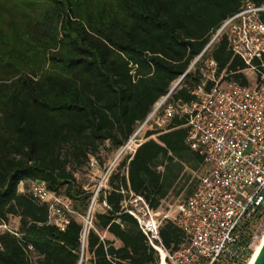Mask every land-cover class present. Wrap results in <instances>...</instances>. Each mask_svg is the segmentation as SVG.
<instances>
[{"label":"trees","instance_id":"16d2710c","mask_svg":"<svg viewBox=\"0 0 264 264\" xmlns=\"http://www.w3.org/2000/svg\"><path fill=\"white\" fill-rule=\"evenodd\" d=\"M244 1L0 0V225L22 234L0 229V264L79 263L84 230L79 215L88 213L94 194L78 183L69 165L89 162L108 142V150L121 149ZM208 50L219 72L228 74L225 79L249 83L227 35ZM201 82L197 61L169 100L192 101ZM166 125L145 132L96 197L110 209L93 213L94 228L112 233L122 246L116 249L108 240L110 253L130 257L132 264H149L155 257L137 221L118 214L121 190L142 193L157 208L182 179L184 165L197 170L203 160L186 144L184 119ZM36 179L77 212L64 231L46 224L48 204L30 196L29 183ZM13 218L19 219L17 228L11 227ZM161 234L173 249L184 242L183 231L171 221ZM87 244L92 264H109L93 228Z\"/></svg>","mask_w":264,"mask_h":264},{"label":"built area","instance_id":"2783aa9c","mask_svg":"<svg viewBox=\"0 0 264 264\" xmlns=\"http://www.w3.org/2000/svg\"><path fill=\"white\" fill-rule=\"evenodd\" d=\"M263 13L264 5L245 0L235 14L223 21L192 62L189 70L200 62L202 80L192 91L195 99L171 101L169 91L140 124L149 126L154 122L163 129L175 117L184 119L188 127L186 144L203 157L202 174L195 191L176 205L166 209L153 208L142 193L121 190L124 200L118 214H129L137 221L155 257L149 264L246 263L249 260L247 253L254 249L260 225L264 222ZM222 33L228 36L229 49L234 56H239L246 65L243 72L248 84L225 79L228 74L224 70L219 72L217 61L208 54L209 47ZM138 132L123 145L118 158L135 152L142 142L136 140ZM97 164L98 160L94 158L91 165ZM111 169L112 164L104 180H108ZM158 169L164 170L162 165ZM28 190L33 200L48 204L47 225H55L64 231L72 217L78 215L70 201L50 190L44 180L30 181ZM99 191L93 196L94 203ZM104 205L110 209L106 202ZM91 211L85 216L79 215L83 217L84 230L78 264H92L87 244L90 228L95 229L104 244L109 264H132L130 257L110 253L112 243L107 242L108 230L94 228ZM116 221L121 223L119 217ZM167 221L173 222L184 233V242L177 249L168 247L163 241L161 229ZM0 229L22 237L6 224H1ZM113 245L116 249L121 247ZM27 246L33 250V245Z\"/></svg>","mask_w":264,"mask_h":264},{"label":"rangeland","instance_id":"374dc122","mask_svg":"<svg viewBox=\"0 0 264 264\" xmlns=\"http://www.w3.org/2000/svg\"><path fill=\"white\" fill-rule=\"evenodd\" d=\"M153 109H154V107H153ZM155 126L156 125L154 124V122H152V124L149 126H142L141 125L137 129V130H139V132L136 135L137 142L144 141L143 139H144L145 132L149 129L154 128ZM108 147H109V142L106 144V146H104L102 148L101 152L98 155L92 157L91 160L87 163H82V164L78 165L77 163L73 162L69 165V169L71 171H73L74 175L77 178L78 183L83 185L85 187V189L91 190L94 195L97 191L101 190L102 188L108 187L106 185L107 180H104V176L106 175V173L109 169V166L111 164H112V169H114L119 162L120 157L118 158V156H119L118 154L122 148L119 150L110 151V150H108ZM128 153H130V152H128ZM125 154H123V156H121V159L124 157ZM94 158L98 160V164L95 165V167H93L91 165V161ZM190 174H191V178H190L191 181L190 182H191L192 187L194 188L197 186V183H198L197 181H198L199 176L202 174V169L199 168L196 171H192L191 169L187 168L185 174L183 175L182 180L179 182V184L173 189L172 193L170 194L169 201L177 202L178 200H182L184 198L185 191H187L188 188H186V190L180 196H178V194H179L178 190L181 187L183 188L185 183H188V177ZM185 181H187V182H185ZM100 184H102V185H100ZM19 187H20V191L25 189L24 183L22 185L20 184ZM104 207H105L104 203L99 204L96 200V202L93 205L92 211H91L92 218L94 215L93 213L96 210L103 211ZM81 218L83 219V217H81ZM18 226H19V219L13 218L11 220V227L17 228ZM263 234H264V222H263V225H260L259 234H258V238H257L258 240L256 243H258L261 240L260 238L262 237ZM252 251H254V250H252Z\"/></svg>","mask_w":264,"mask_h":264},{"label":"crops","instance_id":"0c3cea01","mask_svg":"<svg viewBox=\"0 0 264 264\" xmlns=\"http://www.w3.org/2000/svg\"><path fill=\"white\" fill-rule=\"evenodd\" d=\"M125 156V155H124ZM124 158V157H123ZM122 158V159H123ZM121 159V157L119 158V162L122 160ZM118 162V163H119ZM187 168H189V169H191L192 170V168H190V166L189 165H184V170H183V173H182V175H184L185 174V172H186V169ZM112 170V169H111ZM192 171H196V170H192ZM182 177V176H181ZM183 178V177H182ZM191 174L189 175V179H188V183H185L184 184V186H183V188L181 187L178 191H179V194H178V196H180V195H182V193L186 190V188H188V190L187 191H185V196H184V198L182 199V200H178L177 202H171V201H169V196H170V194L172 193V191H173V189L179 184V182L182 180V179H180V177H179V179L177 180V182H175V184L174 185H172V187H170L169 189H168V192H167V194L165 195V197H163L162 199H161V203H160V205L157 207V208H162V209H166V208H168L170 205H176L177 203H180V202H182L184 199H186V198H188V196H190L194 191H195V189H196V187H192V185H191ZM185 182H187V181H185ZM190 183V184H189ZM191 186V187H190ZM108 240H112L113 242L112 243H115L117 246H122V243L117 239V238H115V236L112 234V233H109V231H108Z\"/></svg>","mask_w":264,"mask_h":264},{"label":"water","instance_id":"95a60500","mask_svg":"<svg viewBox=\"0 0 264 264\" xmlns=\"http://www.w3.org/2000/svg\"><path fill=\"white\" fill-rule=\"evenodd\" d=\"M186 73H184L182 76H180L178 81L171 88L170 92L174 91L180 85V83H181L183 77L186 75ZM93 205H94V201H92V204H91V206L89 208V212L92 210ZM253 264H264V242H263L261 248L259 249L258 256L256 257V259H255Z\"/></svg>","mask_w":264,"mask_h":264},{"label":"bare ground","instance_id":"6f19581e","mask_svg":"<svg viewBox=\"0 0 264 264\" xmlns=\"http://www.w3.org/2000/svg\"><path fill=\"white\" fill-rule=\"evenodd\" d=\"M260 239H259L260 241L254 245V249H253L254 251L252 253L253 256L250 257V259L246 262V264H253L256 257L258 256V251L264 242V234L262 235V237Z\"/></svg>","mask_w":264,"mask_h":264}]
</instances>
